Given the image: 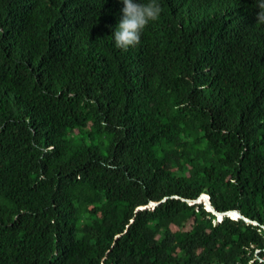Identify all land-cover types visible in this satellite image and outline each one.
<instances>
[{
	"label": "trees",
	"instance_id": "obj_1",
	"mask_svg": "<svg viewBox=\"0 0 264 264\" xmlns=\"http://www.w3.org/2000/svg\"><path fill=\"white\" fill-rule=\"evenodd\" d=\"M159 3L0 0V264H264L257 0Z\"/></svg>",
	"mask_w": 264,
	"mask_h": 264
},
{
	"label": "clouds",
	"instance_id": "obj_2",
	"mask_svg": "<svg viewBox=\"0 0 264 264\" xmlns=\"http://www.w3.org/2000/svg\"><path fill=\"white\" fill-rule=\"evenodd\" d=\"M120 3L123 5L121 18L113 38L117 48L128 50L140 44L145 29L151 22L159 20L163 8L159 0H120ZM257 7L256 22L264 25V0H257Z\"/></svg>",
	"mask_w": 264,
	"mask_h": 264
}]
</instances>
